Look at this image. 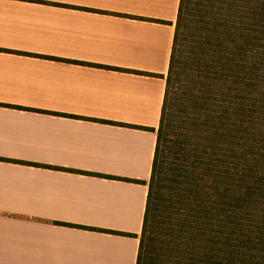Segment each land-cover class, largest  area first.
<instances>
[{"label": "crops", "instance_id": "crops-1", "mask_svg": "<svg viewBox=\"0 0 264 264\" xmlns=\"http://www.w3.org/2000/svg\"><path fill=\"white\" fill-rule=\"evenodd\" d=\"M181 0H0V264H137Z\"/></svg>", "mask_w": 264, "mask_h": 264}, {"label": "trees", "instance_id": "trees-1", "mask_svg": "<svg viewBox=\"0 0 264 264\" xmlns=\"http://www.w3.org/2000/svg\"><path fill=\"white\" fill-rule=\"evenodd\" d=\"M137 264H264V0H181Z\"/></svg>", "mask_w": 264, "mask_h": 264}]
</instances>
